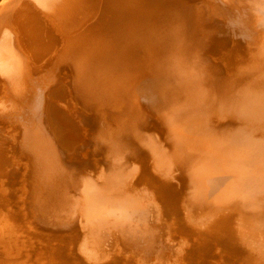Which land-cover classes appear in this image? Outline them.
Segmentation results:
<instances>
[{"label":"bare ground","instance_id":"6f19581e","mask_svg":"<svg viewBox=\"0 0 264 264\" xmlns=\"http://www.w3.org/2000/svg\"><path fill=\"white\" fill-rule=\"evenodd\" d=\"M40 1L49 14L62 12L76 22L64 19L68 32L75 34L71 36L74 45L59 62L71 68L66 79L74 95L70 97L95 115L85 137L86 124L76 114L81 113L73 111L76 120L69 115L75 103L72 108L67 88L49 85L57 79L58 69L33 76L38 85L43 82L50 89L49 95L45 94L48 89L40 92L49 100L43 102L47 96H41L40 104L30 110L37 89L28 86L29 76H24L32 75L34 59L28 54L38 51L34 62L40 59V66L45 63L43 58L53 62L55 51L49 49L58 43L56 33L61 29L49 28L39 4L41 10L19 8L11 27L5 28L11 29L9 33L0 36V78L5 82L3 86L0 82V92L9 97L6 102L0 97V183L14 179L21 168L19 162L26 164L19 156L26 154L31 161L28 179L32 188L27 187L32 190L28 194L21 185L30 197L29 201L25 198L30 210L23 211L34 212L39 225L31 223L33 227L61 233L69 230V240L79 241V250L72 242L73 247L68 244L92 264L117 257H129L135 264H185L186 257L180 255L186 248L188 235L184 234L191 231L192 236L197 232L228 246L242 257L234 263L264 264V0ZM77 24L83 29H76ZM99 24L97 30L94 26ZM45 50L52 52L50 59ZM36 54L41 55L39 59ZM27 55L32 61L27 62L29 72L24 66L30 61ZM62 99L70 102L68 108L60 104ZM25 111L29 113L22 117ZM13 112L20 116L18 138L12 126V132L6 130L8 125L3 127L2 116L13 118ZM7 191L10 195L0 194V222L5 228L0 246L2 240L7 245L0 247V264H17L13 256L29 254L33 259L31 253L36 249L28 253L29 248L43 235L34 234L38 228L31 225L39 238L24 228L26 233L18 231L16 220L22 217L24 221L23 208L18 205L26 202V194ZM180 233L182 241L176 242L174 235ZM58 235L55 238L62 240ZM23 241L32 246L22 245ZM195 253L190 257L198 261ZM38 256L36 263L42 259Z\"/></svg>","mask_w":264,"mask_h":264},{"label":"rangeland","instance_id":"374dc122","mask_svg":"<svg viewBox=\"0 0 264 264\" xmlns=\"http://www.w3.org/2000/svg\"><path fill=\"white\" fill-rule=\"evenodd\" d=\"M27 3H28V4H27ZM29 3H30V4H29ZM32 3H33V5H31ZM37 4H39V6L42 8V10H41V8H40ZM22 5H25V6H22ZM27 5H29V7H28ZM30 6H32L31 9L34 8V9H37V10H41L42 13H44L43 15L40 14V15H41V18H43L42 16H45V14L47 15V16H45V17H48V18H45V17H44L43 19L45 20V23H46V24H47V22H48L47 25H49V28H50V29H54L56 32H57V31H60L59 29H61L60 32H62V33H60V32H59V33H58V32L56 33V32L53 30V31L57 34L59 41L57 40L58 43L54 45V46H56V47L53 46L55 49L50 45V46H51V49H49V50H50V51H52V50L55 51L56 54H55L54 52L52 53V52H50V51H48V50H47V51L45 50L46 52H44V53H45L44 55H45L46 57L49 55V56H48V59H50L49 57L53 55V57H52L53 62L51 61V59H50L49 62H48L47 58H43V57H41V58L44 59V62H45V63H44V65H41V66H40L38 62H39V60H40L39 58H40L41 55H39V56L37 55L39 52L33 50L34 52H30V51H29V52H30V53H34V54H30V53L27 51L26 53H29L28 55H30L29 58L31 57L30 59H34V60H32V61H33V64H32L33 66H31V67L34 68V70H33V72H32V69H33V68L30 69V70L28 69V68H31L30 66L28 67V65L31 64L32 61H31L29 58L27 59L28 55L26 56V59H27V60H30V61H26V60L24 59L25 56H23L24 61H26V62H24V63L26 64V65L24 64V66L27 67V68L25 67V69L27 70V72L31 71V73H32V75L30 74V72H29V74H27V73L24 74V76L27 75V76H26V79H27L28 76H29V78L27 79V81L30 80V82L28 81V82H29L28 86L31 85V87H32L33 85H35V86L33 87V89H34V90L37 89V92H34V95H35V97H37V98L35 99V97L32 96L33 99H34L33 102H34V101H35V102H34V103L32 102V104L29 105V106H31V107H29V108H30V110H32V108H34L35 105H37V102H38V103L40 102L39 100H41L42 97L44 98L45 96H47V95H45V94H48V95H49V92H48L49 89H50V88H49V87H50L49 85L54 86L53 88L63 86V87L65 88V90H66V88H67L68 91L66 90V92H68V93H67V94H68V97H69L68 99H69L71 102H72V100H73V102L71 103L70 106L72 107V105H73L74 103L76 104V106H75V104H74V107H75L76 109L73 108V107H72V108H73L72 110L69 109V113H70L69 115L72 116V119L75 118L74 120H76L77 116H80V118H81V120L83 121L84 125L86 124L85 131L82 130V132H84V135H85V137H86V135L88 134V131H91V129H90L89 127L91 126V121H92V119H93V117H94V115H95V114H94L95 112H93L92 110H89V109L87 110L86 107H84V105H82V104L80 103V101H78L75 97H72V96H74V95H73V93H71V92L69 91V89H68V87H67V85H66V84H67V83H66V79L70 78V76H71V75L69 74V73L71 72V68H68V67H67L68 65H66V67H64V64H61V65H60V62H59V59H60L61 55L65 54V53L67 54V53L71 52V50H72L71 48H72V46L74 45V43H73L74 41L71 40V39H72L71 36H73V35H75V34H72L70 31L68 32V29H69V28H68V22L66 23V21L64 20V19H66V20L70 21V20L72 19V18L70 19L71 16H70V15H67V14H65V13H64V14H65V15H64L62 12H61V13H55V12H51V11H50V14H49V13H48V12H49L48 9L43 5V2H41L40 0H39V1H38V0H35V2H34V0H0V32H1V31H4V32L0 33V36H2V34H4V33H7V32L9 33V31L11 30V29H10V30L8 29V30L5 31V28H6V27H11V25L13 24V15L16 13V11H17L19 8H21V7L26 9V7H27V8H30ZM44 7H45V8H44ZM46 10H47L48 12H47ZM43 11H44V12H43ZM45 11H46L47 13H45ZM38 12H39V11H38ZM39 13H40V12H39ZM54 13H55L56 15H57V14H59V15L56 16ZM99 13H100V11H99ZM48 14H49L50 16H49ZM61 15H62V16H61ZM58 16H60V17H58ZM64 16H65V17H64ZM100 16H101V14H98V16H97V20H99ZM51 17H52V18H51ZM49 18H51V20H50ZM46 19H47V21H46ZM52 19H53V20L56 19V20H54V22H52V21H53ZM57 19H58L60 22H59ZM73 19H74V18H73ZM73 19H72L70 22H74ZM51 22H52V25L50 24ZM55 22H56V23H55ZM57 22H58V23H57ZM63 22L65 23V27L63 26V25H64ZM94 22H95V21H94ZM53 23H55V24H53ZM58 24H60V25H58ZM66 24H67V25H66ZM69 24L73 25V23H69ZM74 24H76V22H74ZM51 26H52L53 28H52ZM61 26H62V27H61ZM74 26H75V25H74ZM78 26H79V27H78ZM80 26H81L80 24H77V28H76V29H78V30H79V29H83V26H81V27H80ZM98 26L100 27L101 25H100V24L97 25V26L95 25L94 27H96V29L98 30V28H97ZM57 27H58V28H57ZM63 27H64V28H63ZM88 27L90 28V27H92V26H88ZM86 28H87V27H86ZM6 29H7V28H6ZM73 29H74V28H73ZM66 30H67V32H68L69 34L66 32ZM64 31H65V32H64ZM92 33H93V32H90L89 35H91ZM6 35H9V34H6ZM62 35H64V36H62ZM46 36L49 37V35H47V34H46ZM60 37H63V38H65V39H62V38H60ZM66 37H67V38H66ZM45 38H47V37H45ZM47 39H48V38H47ZM47 39H46V40H47ZM63 40H64V41H63ZM66 40H67L68 43H66ZM69 40H71L72 42L69 41ZM60 41H61V42L63 43V45H64V47L62 46L63 48H62L61 45H60V44H62ZM70 42H71V43H70ZM67 44H68V45H67ZM46 45H48V43H47ZM65 45L68 47V49H66L67 47H66ZM71 45H72V46H71ZM48 46H49V45H48ZM59 46H60V47H59ZM69 47H71V48H69ZM70 49H71V50H70ZM68 50H69V51H68ZM57 51H58V52H57ZM66 51H68V52H66ZM35 52H36V53L38 52V53L36 54L38 57H36V58L39 59V60H37V63H36V64H35L36 59H35V57H34ZM46 53H48V55H47ZM49 53H50V54L52 53V55H50ZM54 54H55V56H57V57L54 58ZM32 55H33V56H32ZM42 56H43V55H42ZM45 56H44V57H45ZM58 56H59V57H58ZM33 57H34V58H33ZM45 59H46V61H45ZM55 59H56V62H55ZM34 61H35V62H34ZM27 62H29V64H28ZM41 62L43 63V60H41ZM41 62H40V63H41ZM46 62H47V63H46ZM54 62H55V63H54ZM42 63H41V64H42ZM51 63H53V64H55V65H52ZM58 63H59V64H58ZM37 64H38V65H37ZM49 64H51V65H49ZM36 65L38 66L37 68H35ZM48 65H49V66H48ZM57 65H58V67H57ZM62 65H63V66H62ZM34 66H35V67H34ZM39 66H40V68H39ZM43 66H45V67H43ZM55 66H56V67H55ZM51 67H53V68H51ZM44 68H45V69H44ZM60 68H62V70H60ZM39 69H40V70H39ZM42 69H43V70H42ZM46 69H48L50 72L53 71V70L56 71V69H58V70L56 71L57 73H56V72H55V73L58 74L59 76L55 74V75L57 76V79H56L55 81L53 80L54 82H53V81H51V82H53V84H55V83L57 82V80L59 81V78H58V77H61V78H60V82H59L60 84H59L58 82L56 83V85H59V86L53 85L51 82H50L51 84L49 83V85H45V84H43V82H42V84L46 86V87L43 89V88L41 87V86H43V85H42L40 82H39L40 84L38 85V83H37V81H36L35 79H36V77H37L39 74L42 73V71H43V74H44V71H45V73H46V72L48 71V70L46 71ZM50 69H51V70H50ZM69 69H70V70H69ZM28 70H29V71H28ZM36 70H37V71H36ZM63 70H64V71H63ZM66 70H67V71H66ZM38 71H40V72L38 73ZM68 71H69V73H68ZM36 72H37V73H36ZM66 72H67V74H66ZM33 73H35V74H33ZM63 73H64V74H63ZM51 74H52V73H51ZM60 74H62L63 77H62V75H60ZM35 75H36V77L34 78L33 76H35ZM41 76H43V75L41 74ZM31 77H33V78L30 79ZM38 78L40 79V76H39ZM38 78H37V80L39 81ZM61 79H62V80H61ZM32 81H33V82H32ZM34 81H36L37 84L34 83ZM0 82H2L1 78H0ZM28 82H27V83H28ZM64 82H65V85L63 84ZM4 83H5V82H2V86H3ZM31 83H33V84H31ZM44 83H45V82H44ZM61 83H62V84H61ZM4 85H5V84H4ZM37 86H38V87L40 86L41 88H40V87L37 88ZM4 87H5V86H4ZM31 87H29V88H31ZM35 87H36V88H35ZM6 88H7V87H5V89H6ZM51 88H52V87H51ZM33 89H31V90H33ZM39 89H40V91H38ZM42 89H43V90H42ZM47 89H48V90H47ZM44 90H45V91L47 90L46 93L43 92V93L41 94L40 92H42V91H44ZM0 93H3V94L0 95V97H3L4 95H7V94L5 93V91L0 92ZM35 93H36V94H35ZM44 93H45V94H44ZM70 93L72 94L71 97H70V95H71ZM39 94H40V95H39ZM43 94H44V95H43ZM37 95H39V97H38ZM41 96H42V97H41ZM4 97H5V96H4ZM8 98H9V97L6 96L4 99L2 98L3 100L0 99V101L2 100V101H4V102H6ZM38 98H39V99H38ZM46 98L49 100L48 96L45 97V99H46ZM70 98H71V99H70ZM72 98H74L75 100L72 99ZM47 99L44 100L43 102L48 101ZM76 100H77L78 102H76ZM59 101H60V104H63V106L66 104L65 107L68 108L67 105H69L70 102L67 103L64 99L59 100ZM59 101H58V102H59ZM64 101H65V103H62V102H64ZM74 101H75V102H74ZM4 102H3V103H4ZM77 103H79L78 106H77ZM1 104H2V102H1ZM39 104H40V103H39ZM42 104L44 105L45 103H42ZM32 105H33V106H32ZM36 107H37V106H36ZM77 107H79L78 110H77ZM69 108H70V107H69ZM82 108L85 109L84 112H83V109H82ZM74 109H75V110H74ZM70 110L72 111V113H73V111H75V113L79 111L81 114L76 113V114H77V116H76L74 113L72 114V113L70 112ZM80 110H81V111H80ZM28 111H29V110H28ZM28 111H25L26 114H25L24 112H23V113L21 112V114H22L21 116H22V117H27V115H28V113H29ZM87 111H88V112H87ZM14 112H15V111H14ZM14 112H13V113H14ZM92 112H93V113H92ZM13 113H12V114H13ZM86 113H87L88 115H87ZM91 113H92V114H91ZM15 114H16V113H14V114L12 115L13 118H11V115L9 116L8 114L3 115L2 117L5 119L4 122H6V123H4V126H3L4 129H5V126L8 125V127L6 126V130H8V131L10 130L9 132H12L11 129H12V127H13V129H15V131H13L12 133H14V135L16 136V134H17L16 132L19 133V130H20V129L18 130V127H21V126H20V124H18V123H20V122H19V119H20L19 117H20V116L18 117V115H19L18 113H17L16 115H15ZM84 114H85V115H84ZM74 115H75V116H74ZM5 116H6V118H5ZM73 116H74V117H73ZM85 116H86V117H85ZM9 117H10V118H9ZM14 117H15V118H14ZM82 117H83V118H82ZM91 118H92V119H91ZM7 119H8V120H7ZM10 119H11V120H10ZM12 119H14L15 121H18L16 125H15V121H13ZM16 119H17V120H16ZM21 119H23V118H21ZM9 120H10V121H9ZM84 120H87V121L85 122ZM12 121L14 122V123H13L14 125H13V124L11 125V122H12ZM8 122H9L10 124H8ZM89 123H90V124H89ZM9 125L12 126L11 129L9 128V127H10ZM17 126H18V127H17ZM15 127H16V128H15ZM7 128H8V129H7ZM81 128H82V127H80V129H81ZM16 129H17V131H16ZM86 131H87V132H86ZM12 133H11V134H12ZM15 133H16V134H15ZM85 133H86V134H85ZM8 136H9V135H8ZM10 136H11V135H10ZM82 136H83V133H82ZM11 137H12V136H11ZM83 137H84V136H83ZM9 138H10V137H9ZM16 138H18V136H16ZM16 138H11V140H12V139H13V141H14V140H17ZM11 143H12V141H11ZM23 156H24V159L27 158V160L22 159ZM25 156H26V154H25V155H21V156H19V161L26 162V164L24 163V164H25L24 167L28 166V167L25 168V171H26V173H27V175H26V176H27V178H26L27 180L24 178V177H26V176H25L24 173H23V171H24V167H22V166H23L24 164H21V162H19V163H20L19 168L21 167V168L19 169V173L15 176L16 178L14 177V179L10 181L11 183L8 182V184H7V182H5V181H4L3 184L0 183V184H1L0 187H2V188H0V189H1V190H0V194H3V193H4V195H10V193H9L10 191L8 192L7 189H9V190H11V191L15 190V191H17V192L20 190V191L24 192V194H26L27 192H28V194H29V191L31 192L32 189H30V188H32V185H31V183L29 184V179H28V178H30V177L28 176L30 172H28V171H30L29 169H30V162H31V161L28 160L29 157H25ZM20 158H21V159H20ZM23 162H22V163H23ZM27 162H28L29 165H27ZM22 168H23V169H22ZM20 170H22V171L20 172ZM25 171H24V172H25ZM21 173H23V174H21ZM20 174H21V176H19ZM23 175H24V177H23ZM21 178L24 179V180H23L24 182H25V181H26V182L24 183V182L22 181ZM15 180H17V181L19 180L20 182L18 181V182H16V183H18V184H16V183H15ZM13 181H14V182H13ZM20 183H21V184H20ZM23 183H24V184H23ZM10 184H14V185H10ZM15 184H16V186H17L18 188L15 186ZM19 184H20V185H19ZM18 185H19V186H18ZM21 185H23L24 188H23ZM27 185H29L30 188L27 187ZM3 186H4V191H5V188H7V189H6V192L3 191ZM13 186H14V187H13ZM25 186H26V188H25ZM8 187H12L13 189H12V188H8ZM15 187H16V188H15ZM19 187H20V188L22 187L23 189H25L26 193H25V191H23L22 188L19 189ZM14 188H15V189H14ZM27 188H28V189H27ZM16 189H17V190H16ZM28 190H29V191H28ZM1 192H3V193H1ZM7 192H8V193H7ZM6 193H7V194H6ZM20 193H21V192H20ZM28 194H26L27 197H26V196L23 197V198H24V200H23L24 202H25L26 200L29 201V198H30V197H29ZM25 198H26V200H25ZM27 201H26L25 203H22L21 205H18V208H20V209H21V207L23 208V209H21V211H22L21 216H23L24 221L22 222V217L19 216L20 218L16 220L17 222H15L16 227L19 228L18 231H20V229H22L21 231H23V230L25 229V230H27V232H30V234L32 233V235H33V232H34V231H36L34 234H38V233H39V234H41V236H42V235H43V236H48V233H50L49 236H48V237H44V239L42 238L43 236L40 237V235H38V236L40 237V238H39V237H37V235H36V236L33 235L35 238H39V241H40V240H41V241L43 240V241L46 242L48 245H47V244L45 245V243H43V242L41 243V241L39 242V243H41V244H39V243H35L36 241H35V242L32 241V243H33V247H31L32 244L29 242L30 245H27L28 242H26V243H27V244H26V243L24 242V241H25V240H24V241L22 242V245L24 244V245H26L27 247H28V246L31 247V248L28 247L29 250H30L28 253H30V252L32 251V249H34V250L36 249V251H32V253H31L32 255L35 254L36 256H35V255L32 256L33 259H31V256H29V254H28V256L30 257L31 260L28 259V258H29L28 256H27L28 258H27L26 256H23V255L21 256L22 258H21L20 256H19L20 258L17 257V256H15V257H17V258H15V257L13 256V257H12L13 261H16L15 259H17L18 262H19V263H17V264H28V263H31V262H33V261H34V263H36V262H35V261H36L35 259H37L36 257H37L39 254L43 253V251H44V252L46 253V255H45V253L43 254V255H45V256H44L45 258L43 257L42 254H41V257H40V255H39L38 258H42V259H40V262H39V259H38V262H37L36 264H40V263H41V264H47V263H48V264H56V263H57V264H60V263H61V264H64V263H66V264H69V263H70V264H73L74 261H72V260H75V259H76L75 262L78 261V263L76 262V263H74V264H83L84 262L87 263V264H92V262L90 263L89 261H85L86 259H84V257H82V255H81V253L79 254L78 251H76L75 248L72 249V247H73L72 244H73V245H76V246H74V247H76V248H77V246H78V250H79V244H80V243H79V241H77V242H78V244H77L76 240L74 241L73 238H72V240H69V238H71V235L68 236L69 233H70L69 230L66 229L67 231H66V230H65L66 232L63 231V232H64V234H63V232L61 233L60 230L55 231L54 229H52V231L54 230V231L52 232V231H51V228H48L49 230H47V228H42V227H40V229H39V227H37L39 224L37 225V222H36V220H35V218H34V216H33V215H34V212L31 211V212H32V213H31V212L29 211L28 214L31 215V216H29L28 214H26V213H27L26 211H23V210H26V208H27V211L30 210L29 207L27 206V205H28V202H27ZM23 204H26V206H25V205L23 206ZM20 209H19V210H20ZM0 212L2 213V210H1V209H0ZM3 212H4V209H3ZM23 212H24V213H23ZM25 212H26V213H25ZM1 213H0V216H1ZM23 214H25V215H23ZM32 214H33V215H32ZM26 215H27V216H26ZM32 216H33V217H32ZM29 217L32 218V219H30ZM20 219H21V220H20ZM0 220H1V218H0ZM18 220H19V221H18ZM28 220H29L28 223H30V224L27 225L26 222H27ZM34 220H35V221H34ZM25 221H26V222H25ZM31 221H32V222H31ZM34 222H35V224H34ZM18 223H20V224H18ZM31 223H33L34 225H37V226H36V227H35V226L33 227V224H31ZM21 224H23V225L25 224V226L27 225L28 227L26 226L27 228H25V227L21 226ZM29 225H31L30 227H33L34 229H35V228H36V229L38 228L39 230H38V229H37V230H34V229L32 228V229L34 230V231H33V230L29 227ZM20 226H21V227H20ZM0 227H2L1 222H0ZM176 227H177V225H176ZM2 228H3V227H2ZM2 228H0V233H1V230L4 231V229H5V228H3V229H2ZM23 228H24V229H23ZM177 228H178V227H177ZM72 229H73V228H72ZM72 229H71L70 231H74V230H76L77 227H75L73 230H72ZM44 230H45V231H44ZM21 231H20V232H21ZM37 231H38V232H37ZM41 231H43V232H41ZM47 231H50V232H47ZM61 231H62V230H61ZM189 231H190V230H189ZM23 232L26 233V231H23ZM23 232H22V233H23ZM40 232H41V233H40ZM45 232H46L47 234H46ZM55 232H56V233H55ZM58 232H59V235H58ZM191 232H192V231H191ZM191 232H187L188 234H186V233L184 234L185 236L188 235V236L186 237L185 241L187 240L188 243L191 242V241H193V242H191V244H190V243L188 244V243L186 242V244H187V245L185 244V246H186V248H185L186 251H185V249H184V251H182V252H181L182 254L180 255L181 257H182V256H183V257H186V258L184 259V261H186L185 264H195L196 262L199 263V264H208V263L210 264L212 260H213V263H214V264H217L216 261H219V259H220L221 262L219 261L218 264H225V263L228 264V263H231L233 260H235V258L237 259V262H238L239 260H240L239 262H241V258H242V257L239 256L238 254H236V253L233 252V251H231V252H232V253H231L230 250H232V249H230V248H229L228 246H226L225 244H223V243H221V242L219 243L218 240H212V239L209 240V239H207L206 237H203V236H201V235H198L197 232H195L196 236H194L195 234L192 236V235H190ZM24 233H23V234H24ZM52 233H53V234L55 233L56 236L52 235ZM60 233H61V234H60ZM67 233H68V235H67ZM193 233H194V232H192V234H193ZM44 234H45V235H44ZM57 235H58V238H62V240L65 238V239L63 240L64 243L61 242V241H62L61 239H56V238H57ZM61 235H63L64 237H63V236L61 237ZM50 236H51V237H54V238L51 239ZM65 236H67V237H65ZM180 236H181V237L183 236L182 233H180V234H178V235H174V238H175L174 240H175L176 242H177V240H178V241H180V240L182 241V239H181ZM189 236H190V237H189ZM197 236H198V237L201 236V239H200V237L198 238ZM55 237H56V238H55ZM72 237H73V236H72ZM196 237H197V239H196ZM47 238H48V239H49V238L51 239V245H50V239L48 240ZM189 238L191 239V241H190ZM202 238L205 239V240H203ZM45 239H46V240H45ZM53 239H54V242H52ZM74 239H75V238H74ZM188 239H189V240H188ZM199 239H200V241H199ZM36 240L38 241V239H36ZM47 240H48V241H47ZM56 240H58V241H56ZM59 240H60V242H61V243H59V244H60V247H59V244H58ZM195 240H196V242H195ZM197 240H198L199 244H198ZM202 240H203L205 243H204ZM65 241H67L66 243H67L68 247H69L70 245H71L72 247L70 246L71 248H70V247L67 248V247H66V243H65ZM68 241H69V244H70V245L68 244ZM208 241L211 242V243H213V241H214V244H215V245L213 244L214 246H211V245H212L211 243H210L211 245H210L209 243L207 244L206 242H208ZM48 242H49V243H48ZM70 242H72V244H71ZM73 242H74V243H73ZM200 242H201V244H200ZM217 242H218V243H217ZM34 243H35V245H34ZM193 243L196 244V245L198 244V245L195 246V248H194V244H193ZM3 244H5V241H4V240L1 241V245H2L3 247L5 246L4 248H6L7 245H3ZM52 244H53V245H52ZM55 244H57V246H56ZM61 244H62V245H61ZM205 244H207V245L205 246ZM219 244H222L224 247H222V245H219ZM37 245H38V246H37ZM42 245H43V246H42ZM49 245H50V247H52V249L49 247ZM54 245H55L57 248H56ZM64 245H65V246H64ZM190 245H191V246H190ZM199 245H204L203 247L200 246V247H202L203 250L205 249V247H207V248L205 249V251H203L202 249L199 248ZM2 246H0V247H2ZM26 246H25V248H27ZM35 246H37V247L35 248ZM47 246H48V247H47ZM62 246H64L66 249H64V247H62ZM209 246L212 247V248H211L212 250H211V252L209 251L210 253H207L208 250H209L208 248H210ZM216 246H219V247H216ZM39 247H40V248H39ZM41 247H42V248H41ZM46 247H47L49 250L46 249ZM189 247H190V248H189ZM191 247H193V248L196 249V250L194 251L193 248H192V249H193V250H192ZM197 247H198V248H197ZM214 247H215V248H214ZM4 248H3V249H4ZM55 248H56V249H55ZM58 248H59V249H58ZM217 248H219V249H217ZM225 248H226V249H225ZM37 249H38V251H39V252H38L39 254L36 253V252H37ZM40 249H42L43 251L40 250ZM62 249H63V251H60V250H62ZM68 249H69V250H68ZM188 249H189V250H188ZM220 249H221V251H220ZM47 250H48L49 252H47ZM55 250L58 251V252H60V253L62 252V255L59 254L58 252L54 253ZM65 250H66V251H65ZM191 250H192V251H191ZM214 250H215V251H214ZM224 250H226L227 252L224 251ZM228 250H229V251H228ZM67 251H69V252H67ZM74 251H75V252H74ZM166 251H167L168 253H171V249H170V248H167ZM199 251H200L201 254L199 253ZM213 251H214V252H213ZM216 251L218 252V254H217ZM33 252H34V253H33ZM64 252H65V253H64ZM72 252H73V253H72ZM167 252H166V253H167ZM183 252H184V253H183ZM185 252H186V253H185ZM189 252L191 253V255H193L194 252H196L194 256H195L196 258H197V257H200V259H198V261H197V260L194 261L195 258H194L193 256H191V257H192V258H191ZM212 252H213L214 254H213ZM219 252H220V253H219ZM221 252H222V253H226V254H224V255L222 256V253H221ZM47 253H48V254H47ZM49 253H50V254H49ZM66 253H67V254H66ZM70 253H71V254H70ZM76 253H77V254H76ZM192 253H193V254H192ZM205 253H206L207 255H206ZM215 253H216V254H215ZM227 253H228V254H227ZM25 254H26V253H24V255H25ZM37 254H38V255H37ZM52 254H53V255H52ZM64 254H65V256H64ZM75 254H76V256H75ZM198 254H199V255H202V254H203V255H202V256H199ZM204 254H205V255H204ZM210 254H211V255H210ZM231 254H233V255H231ZM6 255H7V254H6ZM26 255H27V254H26ZM54 255H55V257H54ZM57 255H58V256H57ZM72 255H73V259H72ZM188 255H189V256H188ZM216 255H218V256H216ZM219 255L224 259V261H222L223 259L220 258ZM225 255H226L227 258L225 257ZM228 255H229V256H228ZM235 255H236V256H235ZM7 256H8V255H7ZM46 256H47V257H46ZM50 256H51V257H50ZM61 256H62V257L64 256V257L61 258ZM66 256H68V257H66ZM206 256H209V257L212 258V259L208 262L207 259H210V258H209V257H206ZM230 256H232V257H230ZM238 256H239V257H238ZM49 257H50L51 260H53V261H51L50 259H48ZM52 257H54V258H52ZM58 257H59V260H60L61 262L58 260ZM77 257H78V258H77ZM203 257H205V258L203 259ZM215 257H216L217 260L215 259ZM224 257H225V258H224ZM233 257H234V258H233ZM237 257H238V258H237ZM240 257H241V258H240ZM18 258H19V259H18ZM23 258H24V259H23ZM25 258H27V261H26ZM34 258H35V259H34ZM55 258H56L57 261L55 260ZM60 258H61V259H60ZM79 258H80V259H79ZM124 258H125V259H124ZM124 258H123V257H119V258L117 257V258H115V260H112L113 262L111 261L112 263H111L110 261H107V260H106V261H105V260H104V261H100V262H97V263H98V264H102V263L104 262L103 264H105V263H108V264H110V263H111V264H117V262H118V264H119V263L121 264V263H123V261H124V262L126 261L127 263L125 262V263H123V264H131V263L128 261V260H130L129 257H124ZM126 258H127V259H126ZM193 258H194V259H193ZM213 258H214V259H213ZM43 259H44V260H43ZM47 259H48V260H47ZM66 259H67V260H66ZM70 259H71V260H70ZM77 259H78V260H77ZM81 259H83V260H81ZM120 259H123V260L120 261ZM131 259H132V258H131ZM186 259H187V260H186ZM191 259H192V260H191ZM225 259H226L227 261H228L229 259H230V260L232 259V260H231V261L229 260V261L227 262ZM19 260H20V261H19ZM32 260H33V261H32ZM45 260H46V261H45ZM54 260H55V261H54ZM63 260H64V261H63ZM69 260H70V262H68ZM116 260H118V261H116ZM199 260L202 261V262L205 261V262H207V263L199 262ZM214 260H215V261H214ZM242 260H244V259H242ZM28 261H29V262H28ZM43 261H44V263H43ZM47 261H48V262H47ZM65 261H66V262H65ZM82 261H84V262H82ZM114 261H115V263H114ZM130 261H132L133 264H135V262H134L135 260H134V259H133V260H130ZM225 261H226V262H225ZM27 262H28V263H27ZM46 262H47V263H46ZM54 262H55V263H54ZM59 262H60V263H59ZM62 262H64V263H62ZM109 262H110V263H109ZM128 262H129V263H128ZM194 262H195V263H194ZM224 262H225V263H224ZM234 262H235V261H233V263H234ZM244 262H245V261H242L241 264H248L247 262H245V263H244ZM85 263H84V264H85ZM97 263H93V264H97ZM197 263H196V264H197ZM233 263H232V264H233ZM31 264H33V263H31ZM234 264H240V263H234Z\"/></svg>","mask_w":264,"mask_h":264}]
</instances>
